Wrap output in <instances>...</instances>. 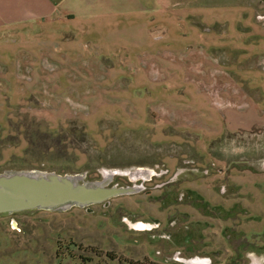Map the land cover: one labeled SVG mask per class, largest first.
I'll return each instance as SVG.
<instances>
[{"label":"rangeland","instance_id":"obj_1","mask_svg":"<svg viewBox=\"0 0 264 264\" xmlns=\"http://www.w3.org/2000/svg\"><path fill=\"white\" fill-rule=\"evenodd\" d=\"M214 2L55 39L54 72L46 43L21 50L22 80L0 61V174L133 187L1 212L0 264H264V0Z\"/></svg>","mask_w":264,"mask_h":264},{"label":"crops","instance_id":"obj_2","mask_svg":"<svg viewBox=\"0 0 264 264\" xmlns=\"http://www.w3.org/2000/svg\"><path fill=\"white\" fill-rule=\"evenodd\" d=\"M213 4L214 0H0V61L7 62L11 55L14 56L15 75L22 80L18 70L31 71V66L27 67L21 62V50L24 48L23 51L36 52L39 47L37 45L46 43L45 51L50 57L43 60L52 65H43L49 72H54L57 64L53 59L63 60L60 55L68 53L67 47L57 48V43L53 42L55 39H62L70 34L84 35L95 28L93 23L118 21L135 13L150 18L149 22L171 21L172 18L179 17H209L214 15L208 9ZM237 5H242L236 9L238 14L243 16L244 21H248L246 6L252 8V4L238 2ZM255 17L260 20L264 17V11L256 12ZM42 36L44 40L38 42V38ZM52 43L55 45L53 49L50 46ZM153 46L155 44L152 43L151 47ZM64 74L60 72L58 76L47 80L52 84L64 85L68 83L65 80L68 77ZM0 78L5 77L1 75Z\"/></svg>","mask_w":264,"mask_h":264},{"label":"water","instance_id":"obj_3","mask_svg":"<svg viewBox=\"0 0 264 264\" xmlns=\"http://www.w3.org/2000/svg\"><path fill=\"white\" fill-rule=\"evenodd\" d=\"M109 177L93 183H79L73 177L54 172H10L0 174V213L68 203L89 204L127 193L131 186H111Z\"/></svg>","mask_w":264,"mask_h":264},{"label":"trees","instance_id":"obj_4","mask_svg":"<svg viewBox=\"0 0 264 264\" xmlns=\"http://www.w3.org/2000/svg\"><path fill=\"white\" fill-rule=\"evenodd\" d=\"M129 264H139V262L138 261H130Z\"/></svg>","mask_w":264,"mask_h":264}]
</instances>
